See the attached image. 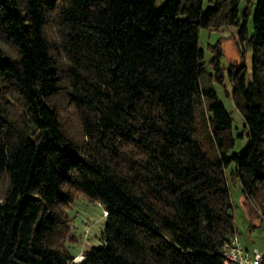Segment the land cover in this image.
I'll return each mask as SVG.
<instances>
[{"label":"trees","instance_id":"16d2710c","mask_svg":"<svg viewBox=\"0 0 264 264\" xmlns=\"http://www.w3.org/2000/svg\"><path fill=\"white\" fill-rule=\"evenodd\" d=\"M204 1L0 0V264H224L232 164L264 221V0ZM226 25L252 53L230 72L249 137L233 154L244 133L200 46ZM76 193L106 213L78 262L62 209Z\"/></svg>","mask_w":264,"mask_h":264},{"label":"rangeland","instance_id":"374dc122","mask_svg":"<svg viewBox=\"0 0 264 264\" xmlns=\"http://www.w3.org/2000/svg\"><path fill=\"white\" fill-rule=\"evenodd\" d=\"M162 1L158 0L159 6H161ZM209 4L210 0H205L204 8H207ZM246 5V0H243L240 5L241 14L245 12ZM248 30L249 34L253 31V8L249 14ZM200 46L204 50V60L208 71L207 85H212L216 89L219 99L231 112L234 118L235 133H244L243 136L236 138V143L230 151V154L240 153L248 145L249 137L245 134L243 114L233 99V76L230 72L234 70L241 71L243 66H246L250 71L252 53L246 46L239 44L237 25H226L216 29L202 28L200 30ZM219 49L223 54L220 56V70H216L215 55ZM218 77L221 78L220 82ZM64 118L73 131L77 129V116L71 109L68 114H65ZM201 121L200 133L202 136L207 137L209 134L208 127L205 125L204 120ZM233 169L234 164L228 168L227 173L238 233L245 247L262 248L264 246V221L258 217L261 215L260 210L251 203L244 205L243 188L239 179L232 175ZM6 186L7 182L3 180L0 183V195H2ZM75 195L76 200L73 203L62 207L69 226L68 236L65 240L69 244L70 250L77 254L76 259L82 261L84 252L93 246L102 245V232L106 225V213L98 201L81 193ZM247 211L250 216H253L251 217L253 218L252 221Z\"/></svg>","mask_w":264,"mask_h":264},{"label":"built area","instance_id":"2783aa9c","mask_svg":"<svg viewBox=\"0 0 264 264\" xmlns=\"http://www.w3.org/2000/svg\"><path fill=\"white\" fill-rule=\"evenodd\" d=\"M221 254L224 264H264V246L246 248L238 233L224 242Z\"/></svg>","mask_w":264,"mask_h":264},{"label":"crops","instance_id":"0c3cea01","mask_svg":"<svg viewBox=\"0 0 264 264\" xmlns=\"http://www.w3.org/2000/svg\"><path fill=\"white\" fill-rule=\"evenodd\" d=\"M243 244H244V243H243ZM246 248H250V247L246 246Z\"/></svg>","mask_w":264,"mask_h":264}]
</instances>
